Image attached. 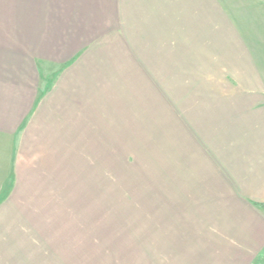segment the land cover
<instances>
[{
  "label": "crops",
  "instance_id": "crops-1",
  "mask_svg": "<svg viewBox=\"0 0 264 264\" xmlns=\"http://www.w3.org/2000/svg\"><path fill=\"white\" fill-rule=\"evenodd\" d=\"M240 1L0 0V264H264Z\"/></svg>",
  "mask_w": 264,
  "mask_h": 264
},
{
  "label": "rangeland",
  "instance_id": "rangeland-1",
  "mask_svg": "<svg viewBox=\"0 0 264 264\" xmlns=\"http://www.w3.org/2000/svg\"><path fill=\"white\" fill-rule=\"evenodd\" d=\"M237 2V1H236ZM241 4L244 6V19L243 23L245 25V30L241 34H243V39L245 40V44L247 45L249 51H253L255 55H260L261 53L264 54V0H241ZM235 19L238 18L237 16L234 17ZM242 23V22H241ZM107 188H113V185L107 184ZM106 201L104 205L103 211L105 212V216L107 217V221H115V218L117 216V210L118 214L123 215L125 214L129 215V209H130V202L128 201V208L125 209V207H121L116 209L115 208V202H120V193H117L115 195L114 191H106ZM94 200L93 198L91 199ZM125 203V202H123ZM93 205V204H91ZM92 210V208H91ZM123 210H125L123 212ZM101 212V209H100ZM134 216L138 215L137 210L134 211ZM131 216V214L129 215ZM120 217V216H119ZM120 224H117L119 226ZM111 230L113 228V225H110ZM129 228V225H125L122 223L121 230L125 228ZM108 230V225H107ZM114 230V228H113ZM125 241H123L124 243Z\"/></svg>",
  "mask_w": 264,
  "mask_h": 264
}]
</instances>
